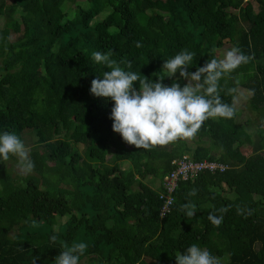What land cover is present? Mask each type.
<instances>
[{
	"label": "trees",
	"instance_id": "obj_1",
	"mask_svg": "<svg viewBox=\"0 0 264 264\" xmlns=\"http://www.w3.org/2000/svg\"><path fill=\"white\" fill-rule=\"evenodd\" d=\"M0 22L8 32L2 37L0 29V134L14 132L25 145L35 138L31 174L4 178L17 160H0V264H54L74 242L87 245L80 264H176L192 244L219 264H264L261 124L250 132L236 110L232 119L205 121L194 147L177 141L137 149L113 131L114 102L90 92L108 71L94 62L96 51H111L126 71L159 82L154 74L181 50L195 53V72L229 42L254 59L220 81L222 100L232 104L244 91L260 114L264 0H0ZM173 79L187 83L179 73ZM247 146L249 155L241 151ZM184 155L227 169L180 180L161 218V183L152 188L144 179L162 180ZM188 202L196 205L192 218L180 210ZM209 214L223 215L222 224L213 226Z\"/></svg>",
	"mask_w": 264,
	"mask_h": 264
},
{
	"label": "clouds",
	"instance_id": "obj_2",
	"mask_svg": "<svg viewBox=\"0 0 264 264\" xmlns=\"http://www.w3.org/2000/svg\"><path fill=\"white\" fill-rule=\"evenodd\" d=\"M136 47H141L136 42ZM195 53L181 50L174 57L165 60L162 71L155 73L158 81L134 71H126L112 59V52L96 51L92 58L96 64L104 65L100 77L92 80L90 92L95 97H103L114 102L110 119L113 131L119 134L128 145L137 149L151 150L157 146H167L178 140H190L196 136L205 121L209 119H232L235 116V88L227 89L233 95V103L228 104L220 95V81L235 72L241 65L254 59L253 55L244 54L240 48L232 47L224 51L222 57L212 58L195 72H190ZM127 63L131 68L130 62ZM179 77L187 83L181 86ZM173 79L170 86L165 79ZM138 84V88L136 85ZM15 157L17 168L23 175L31 174L34 162L30 159L29 149L14 132L0 134V160L7 162ZM193 188L188 196H195ZM180 210L189 218L196 215V205L192 202L181 205ZM227 212L224 207L219 210ZM237 213L242 214L238 207ZM208 219L215 227L223 222V215L209 214ZM56 236L51 237L55 243ZM87 245L84 242L73 243L65 247L54 261V264H80ZM37 258L33 260L35 264ZM176 264H219L218 258L197 244H192L184 253H177Z\"/></svg>",
	"mask_w": 264,
	"mask_h": 264
},
{
	"label": "rangeland",
	"instance_id": "obj_3",
	"mask_svg": "<svg viewBox=\"0 0 264 264\" xmlns=\"http://www.w3.org/2000/svg\"><path fill=\"white\" fill-rule=\"evenodd\" d=\"M10 0H7V2H9ZM254 9L256 10L257 9V6L256 4H254ZM232 11L234 13H237L236 10L232 9ZM38 12V11H37ZM0 29H2L1 31V36H6L7 35V31L6 30H3V25L2 23L0 22ZM19 35H21V25L19 24L17 29L15 31H13L12 33H10V38H12V40H14L16 37H18ZM233 45L229 42H225V45L223 46V48H220V49H217L216 50V53H215V56L217 58H220L222 57L224 51L232 48ZM187 82V81H186ZM235 108L237 110V113H238V117H237V121L241 124H246L247 121H249V128L248 130L252 133L255 132L256 130V127L261 124L262 127H264V110H262L260 112V114L256 113V112H253L249 109L248 107V101H249V96L246 92L244 91H241V93L239 92V94L236 96L235 98ZM263 116V117H262ZM77 133V132H75ZM31 140H35L34 137H31ZM32 141L31 143H27L26 146L27 148L30 150L31 149V144H32ZM180 142H184L187 146H190V147H194L195 146V139H190V140H178ZM77 147L79 149V151L81 153H84V147L83 145L81 144H77ZM241 151L243 154L245 155H249L251 153V148L249 146L247 147H243L241 148ZM120 167H125L126 164H119ZM10 169H6L3 173V176L4 178H8L10 175H12L13 177H18L19 176H22L23 174H21V172L19 171V169L17 168V161L15 162H10V165H9ZM161 179L158 178L157 176L156 177H146L144 179V182L146 184H148L149 186H151L152 188H159L160 186V183H161ZM66 220V218H58L57 219V222L58 223H63L64 221ZM234 249L236 250V246L234 247Z\"/></svg>",
	"mask_w": 264,
	"mask_h": 264
},
{
	"label": "built area",
	"instance_id": "obj_4",
	"mask_svg": "<svg viewBox=\"0 0 264 264\" xmlns=\"http://www.w3.org/2000/svg\"><path fill=\"white\" fill-rule=\"evenodd\" d=\"M249 0H244L247 2ZM176 165L174 170L164 176L161 181L160 199L162 200V206L160 209V217L163 218L170 210L173 204V192L178 186L180 180L193 179L202 172H222L227 169L225 164L209 161V160H194L189 155H184L181 159L174 160Z\"/></svg>",
	"mask_w": 264,
	"mask_h": 264
},
{
	"label": "crops",
	"instance_id": "obj_5",
	"mask_svg": "<svg viewBox=\"0 0 264 264\" xmlns=\"http://www.w3.org/2000/svg\"><path fill=\"white\" fill-rule=\"evenodd\" d=\"M241 93V92H240ZM237 96V95H236ZM236 98V97H235ZM250 98V97H249Z\"/></svg>",
	"mask_w": 264,
	"mask_h": 264
}]
</instances>
